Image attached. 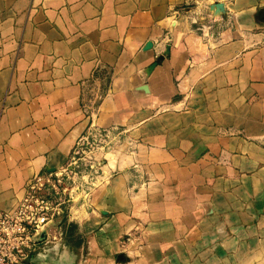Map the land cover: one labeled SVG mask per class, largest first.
Returning <instances> with one entry per match:
<instances>
[{
    "label": "crops",
    "instance_id": "crops-1",
    "mask_svg": "<svg viewBox=\"0 0 264 264\" xmlns=\"http://www.w3.org/2000/svg\"><path fill=\"white\" fill-rule=\"evenodd\" d=\"M253 1L0 0V212L67 164L99 93L118 148L69 206L76 227L87 209L82 263L264 264Z\"/></svg>",
    "mask_w": 264,
    "mask_h": 264
},
{
    "label": "built area",
    "instance_id": "built-area-1",
    "mask_svg": "<svg viewBox=\"0 0 264 264\" xmlns=\"http://www.w3.org/2000/svg\"><path fill=\"white\" fill-rule=\"evenodd\" d=\"M103 98L99 93L93 96L87 108L91 125L77 140L72 154L78 155L83 147L92 148L97 138L103 140L107 151L112 142L117 143V138L92 124ZM71 156L70 160H74ZM90 164L84 173L69 163L57 170L37 174L26 182L23 195L15 208L0 212V264H23L31 258L40 244L48 241L50 229L59 218L66 215L65 210L72 203V188L75 182L80 181L79 176L89 182L99 175V163L94 161ZM95 184L96 182H89L92 187Z\"/></svg>",
    "mask_w": 264,
    "mask_h": 264
},
{
    "label": "rangeland",
    "instance_id": "rangeland-1",
    "mask_svg": "<svg viewBox=\"0 0 264 264\" xmlns=\"http://www.w3.org/2000/svg\"><path fill=\"white\" fill-rule=\"evenodd\" d=\"M209 2V1H208ZM253 6L255 8H258L257 13L255 14V22H260L264 24V0H254ZM114 141V140H113ZM94 145L92 148L83 147L81 152H79L78 155L72 154L71 158L73 157L74 160H68L66 166H74L79 170L80 172L84 173L91 165V162L99 163V166L102 167L105 164L103 161L107 162V159H104V154L108 151L117 150L118 144L113 142L110 144L108 151L106 150V147L103 143V140L101 138L95 139ZM110 163L112 162V159L110 158ZM73 162H76L74 165ZM72 164V165H71ZM79 176V182H75L73 186V191L75 194V199L78 200L77 203L80 205L85 204L87 198H89V195L87 197V194L90 193V189L92 186L89 185V182H85V178H80ZM98 183V182H96ZM97 187V185H94L93 188ZM71 207H67L65 210V216L62 218H59L55 225L50 229V241L53 242L52 244L49 243V248H45V250H48L46 252V258L41 259V257H38V254L42 253V250H39L42 248L41 246H38L39 249L36 250L34 255L25 263V264H72L71 261V253L77 254V262L78 264H83L84 256H85V238L83 233H79V230H84V224H85V216H86V207L79 206L80 212L78 213L79 216H81V223L82 225H79L78 227L75 226L74 222L75 220L69 219ZM79 218V217H78ZM61 220V221H59ZM83 220V221H82ZM59 223V225H57ZM79 223V224H81ZM60 232L61 234L54 235L53 232ZM58 236V237H57ZM53 237V238H52ZM55 243V244H54ZM47 246V247H48ZM44 254V253H42ZM40 262V263H39Z\"/></svg>",
    "mask_w": 264,
    "mask_h": 264
},
{
    "label": "water",
    "instance_id": "water-1",
    "mask_svg": "<svg viewBox=\"0 0 264 264\" xmlns=\"http://www.w3.org/2000/svg\"><path fill=\"white\" fill-rule=\"evenodd\" d=\"M42 239H43V236H42Z\"/></svg>",
    "mask_w": 264,
    "mask_h": 264
}]
</instances>
